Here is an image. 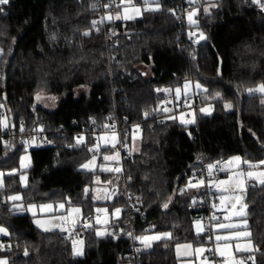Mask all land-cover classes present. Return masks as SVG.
Returning <instances> with one entry per match:
<instances>
[{"label":"trees","instance_id":"trees-1","mask_svg":"<svg viewBox=\"0 0 264 264\" xmlns=\"http://www.w3.org/2000/svg\"><path fill=\"white\" fill-rule=\"evenodd\" d=\"M184 1L160 0V10L144 11L137 20L108 22L105 28L116 33L117 41L110 63L104 30L97 31L91 23L101 15L98 0H9L0 5V111L8 120L6 128L20 135L42 128L49 139L46 146L29 150L26 187L21 188L18 174L3 178L0 226L14 244L13 252L6 254L9 264H128L130 244L123 237L112 241L97 236L94 228L75 225L73 229L82 232L77 250L83 241V254L75 255L72 240L56 231L40 232L29 215L14 214L8 201L19 194L23 206L64 203L80 207L83 217H89L95 205V176L105 180L113 174L82 170L81 165L93 157L88 149L95 137L112 125L119 126L123 144L139 125L140 149L124 157L118 184L109 190L116 188L117 195L106 204L122 207L125 183L134 203L135 235L171 234L150 250H141L140 264H178L175 246L206 243V234L193 232V223L201 219L193 203L197 193L190 188L179 192L193 171L222 158L264 160V94L247 91L264 84V10L251 0H216L209 13L198 12L195 27H188L194 35L187 38L184 11H179ZM92 3H97L95 10ZM85 31L90 35H83ZM200 33L207 39L199 40ZM189 81L203 89L196 96V111L211 105L213 113L197 114L194 125L184 126L165 118L164 90ZM217 92L222 99L213 98ZM38 94L54 97L55 108L38 106ZM225 103L232 108L226 109ZM158 118L165 119L157 124ZM78 136L84 143L73 147ZM111 151L99 150L102 155ZM23 152L24 144L0 145V171L15 170ZM247 185L253 186L246 187L243 196L244 219L260 249L251 255L256 264H264V185ZM125 221L121 211L109 229Z\"/></svg>","mask_w":264,"mask_h":264},{"label":"snow or ice","instance_id":"snow-or-ice-1","mask_svg":"<svg viewBox=\"0 0 264 264\" xmlns=\"http://www.w3.org/2000/svg\"><path fill=\"white\" fill-rule=\"evenodd\" d=\"M189 4L191 5H195L197 3H201L203 4H207V7H203V11L205 13H208L210 11L211 7H216V3L215 0H188ZM252 3L257 4L261 10H264V0H251ZM9 3V0H0V5H7ZM140 7L136 6L135 4L132 3V0H106L105 3H103L102 5H100L101 7L105 8V9H111L113 7H116L117 9H122V11H117V13L113 16L110 12L101 17L100 20H93L92 23V27L96 28V30L98 31L99 29L97 28L98 24H102L104 23L105 20L108 21H113V20H124V21H128V20H133L136 18V15L140 14L142 10L144 11H158L160 10V0H140ZM155 7H152V6ZM91 9L95 10L97 8V3H92L90 5ZM4 11V9L2 7H0V13H2ZM172 12L173 15H175V10H170ZM199 12V9H196L195 7L193 8L192 11H189L187 13V17H188V21L191 25H196L197 21L195 19H193L194 16H196ZM115 34V33H113ZM83 35L88 36L90 35L89 31H85L83 33ZM194 35L193 33H190V36ZM52 39H55V36L52 37ZM207 37L204 36L203 33L199 34V40H206ZM4 55V49L0 48V56ZM191 85V82H186L184 85V93H185V97H187V92L188 89ZM196 88H200L201 85L199 83H197ZM157 91H161L160 89H157ZM164 91H171L170 89H165ZM206 91V90H205ZM247 91L252 94L255 92H259L264 94V84L258 85L255 89H247ZM175 95H176V99L180 98L181 95V89L180 88H176L175 89ZM37 100L41 99V97L39 95H37ZM214 99H222L221 94L219 92H217L215 94V96L213 97ZM55 99V98H52ZM262 104H264V100L261 101ZM224 107L226 109H231L232 105L230 103H225ZM164 112H168L170 111L168 108H163ZM201 112H204L206 114H211L210 113V109L208 108H201L200 109ZM145 117H147L149 115L148 112L144 113ZM169 119H175V116H171L169 117ZM194 120H183L181 119V123L182 124H188V123H194ZM0 124H3L4 127H8L7 123L3 120H0ZM105 127H109L108 125H105ZM112 128H115V125L111 126ZM135 128L138 130L139 129V125H136ZM23 126L20 127V131H23ZM42 131V129H41ZM76 139V145H73V147L78 146L82 143H84V137L83 136H78L75 138ZM97 140H106L105 137L101 136V137H97ZM112 143L110 144V147L112 149H115L117 144H121L122 147H127L126 144H123V142L119 139L118 134L113 132L112 133ZM106 146H107V141H106ZM100 150V144L97 143L95 144L93 147L89 148L88 151L89 152H93L94 155L92 157L91 160H89L87 163H84L83 165H81L82 169H86L89 171H93L95 170L96 167V159L97 156L95 153H98ZM119 156L120 153L119 151H116L114 154L112 155H103V160L104 161H116L118 162L119 160ZM26 159V157L21 158L22 163L21 166L25 167V165L23 164V160ZM228 167H221V162H216L215 164H209L207 166L208 168V174L209 176L212 175L213 173V169H216L218 171H225L229 173V176L227 179L225 180H219V181H214L212 182L214 184V186L218 189V191H220L221 195L219 197L220 199V204L221 205H225L227 202L229 201H234L231 204V207L233 209H238L237 211H235L234 215L237 217H246V211L245 209L247 208V205L245 203L242 202L243 196L245 194V190L246 187L248 186H253V185H246L245 183V178H247L248 180H252L255 179L258 181L259 184L264 185V170L262 171H254L255 169H259L264 167V160H260L258 163H253L249 160H242L241 157L236 156L231 158L230 160H228L227 162H225ZM235 165V168L237 169V171H233L232 170V166ZM241 165H243L244 167H241ZM101 171H110V172H121L122 169L120 167H115V168H110V167H106V166H101L100 167ZM15 174V170H12V172L8 173V175H13ZM5 175V173L0 172V187H3V179L2 177ZM26 177L21 176V180H25ZM97 182H99V177H97ZM107 183H111V181H108ZM204 184L203 180H199L197 181L196 184H193L191 182V180L189 181L188 186L189 187H199L201 185ZM89 190L87 188H85V193H87ZM105 193L107 194L105 198H111V195L108 194V190L105 189ZM97 199H99L100 197H96ZM9 200L12 201H17L20 200L21 197L18 195H14V196H9L8 197ZM193 203H196L195 200H193ZM15 206V205H14ZM32 207V206H30ZM58 207L60 209H63L65 207L64 203H60L58 205ZM164 208L168 207V204L165 203L163 205ZM213 207H217L215 204H213ZM44 208L47 209H52L53 205H42L41 209L43 210ZM122 211V209L120 208H115L114 209V215H119V213ZM96 212H107V209H100L97 208ZM69 213H81V209L80 208H70L69 209ZM70 217H66V216H62L59 217L58 219H60L61 221H66L68 220ZM212 220H218V218L213 215L211 217ZM229 216H225L224 220H229ZM38 226H42V222L37 220L36 221ZM77 224L76 220H72V225L73 227H75V225ZM84 228H90L91 225L89 223H84L83 224ZM247 227V220L243 219L242 224H236V223H222V222H217L215 225V228L218 230H225L227 234L224 235H220L217 234L215 235V242H216V246L214 248H205L202 246H197L194 247L193 244H185V245H177L176 246V250L177 253H180V248L183 247L185 249H192L193 252L198 256V257H202V264H248L249 261H251V264H256L255 261V257L253 255H251L250 253L256 252V251H260V249L258 247H256L251 239V232L247 231V230H240L241 228H245ZM196 228H197V234L199 235L200 233L204 232V228L201 226L200 222L197 221L196 222ZM62 231L64 229H61ZM44 231H48L47 228H44ZM209 232H211V229H209ZM0 233H5L6 229L0 227ZM96 235H103V233L97 231ZM132 234L129 233V236H131ZM135 240L140 241L141 243L144 244V246L146 248L151 247V241H156V240H161V239H166V238H171V234L170 233H162V234H158V235H152V236H136L133 237ZM208 239L211 240L212 236L209 235ZM241 241H244V243L242 244ZM73 252L75 255H82V249L81 250H77L76 249V243L77 241L73 240ZM80 245H83V241H79ZM137 251H139V249H137ZM209 253V255L204 256L203 253ZM245 253H249V255H244ZM25 255H28L27 250H25ZM217 255H219L220 259H217ZM0 264H7V260L5 259H0Z\"/></svg>","mask_w":264,"mask_h":264},{"label":"rangeland","instance_id":"rangeland-1","mask_svg":"<svg viewBox=\"0 0 264 264\" xmlns=\"http://www.w3.org/2000/svg\"><path fill=\"white\" fill-rule=\"evenodd\" d=\"M133 4H135L138 7L141 6L140 4H137V3H133ZM197 4H198V6H195V8L199 9V12L205 13L203 11V7H207L208 5L207 4H203L202 5L201 3H197ZM152 7H155V6L153 5ZM193 8L190 9L189 11H192ZM212 8L213 7H211L210 10ZM117 11H122V9H117L116 8V10L114 12H110V13L114 16L117 13ZM143 12H144V10H142L140 14L136 15V18L133 19V20H137V19L141 18ZM187 13L185 14V17H184V23H185V25L187 27L193 28V27H195V25H191L189 23L188 17H187ZM195 17L196 16H194L193 19H195ZM133 20H128V21L113 20V21H109V22H129V21H133ZM139 70L140 71L143 70L145 72L148 71L147 69H144V68H140ZM185 83H183L182 86L176 87V88H180L181 89V95H180L179 99H176V95H175V89L176 88H174L173 91H165L168 94V99L165 101L164 106L173 105L176 102H181L183 104V107L181 109H178L174 114H170V115H168L166 117L167 120H173V119H169V117L175 116V120H177V122H179L180 124H182L181 123V119H183V120H194L196 122L197 114L203 115V116H209V115H211L213 113V108H212L211 105L200 106L199 109H198V112L194 109V107H193L194 98L198 95V93L200 91H203V89L201 87L200 88H196L195 85L197 83H191V85H190V87L188 89V92H187V97H185V93H184V85H185ZM38 95L41 97V99H39V100H37V98H36V104L38 106H40V107H42V108H44L46 110H53L55 108L56 100L52 99L54 97L48 96V95H45V94H38ZM201 108L210 109V113L211 114H206L204 112H201L200 111ZM0 120L5 121L7 123V125H8V120H7L6 117H1ZM195 122L194 123H188V124H182V125L191 126V125H194ZM1 127L3 129L6 128V127L3 126V124H1ZM113 132L114 131L112 129L105 130V131L101 132L100 134H98L95 137V144L99 143L100 144V148H110L112 150L111 153L108 154V155H112V154H114L117 151L116 148L112 149L110 147V144L113 142L112 141V133ZM101 136L105 137L106 140H99L98 141L97 137H101ZM106 141H107V146H106ZM125 144L127 145V147H123L122 151L123 152L127 151L126 155L135 154V153L139 152V149H140V132L136 128H132L131 129L129 143H125ZM41 146L42 145H28V144L24 145V152L20 154L18 167L15 169V174H18L19 183H20L21 188L26 187L27 175H26L25 171L31 166L29 150L30 149H36V148H39ZM117 146H118V144H117ZM103 155H105V154H103ZM103 155L100 152L96 155L97 156L96 167H95V170H93V171L97 170L99 172H108V173H112L113 175H111L110 177L106 178L105 180H102L99 175L95 176V178H94V180H95L94 181V186L92 187V194H93V199H94L95 205L93 206L92 214L89 217H86V218L83 217L82 211L79 214H77V213H69V209L70 208H80L78 206H66L64 204L65 207L63 209H60L58 207V205L60 203H56V204L44 203V204H38V205H34L33 204V205L23 206L20 203L21 199L17 200V201H12V200L8 199V201L10 203H12L11 204V208L13 209V213L17 214V215H24V214L29 215L32 218V222H33L34 227L37 230H39L40 232H44V233L53 232V231H56V232H64V231L65 232H69V231L73 230L72 220H76L77 221L76 225H78L79 227H83L84 223H89L91 225L90 228H94L95 232L99 231V232L103 233V235H99V237H103V236L108 235V233L110 232V229H109L110 224L113 223L114 221H116L120 217L121 212L119 213L118 216L114 215L113 214L114 213V209L118 208V207L110 208L106 204L108 198H105L106 195H107L105 193V189L108 190V194H109L110 187L111 186H116L118 184V182H117L118 178H119L118 174L120 172L117 173V172H110V171H101L100 170L101 166H105L106 163H112L110 161H104L103 160ZM24 157H26V159L23 160V164L25 165V167H22L21 166V163H22L21 158H24ZM115 167H120L121 168V164H119V162L118 163L114 162L112 168H115ZM225 167H228V165L225 166ZM241 167H244V166L241 165ZM82 170H86V169H82ZM232 170L233 171H237V169L235 168V165L232 166ZM262 170H264V167L259 168V169H255L254 171L258 172V171H262ZM86 171H89V170H86ZM0 172H2V171H0ZM2 173H5V172H2ZM222 173L224 174L223 176H219V175L213 176V179L209 182V184L211 186H213L214 189L217 191V201H216V206L217 207H215V210L220 211L222 213L223 220H224V217L227 215L230 218L229 220L242 221V217H237V216L234 215L235 211L238 210V209H233L231 207V204L234 201H229L225 205H221L220 204L219 197H220L221 193H220V191H218V189L214 186V184L212 182L219 181V180H225V179L228 178V176H229L228 172L222 171ZM5 175H8V173H5ZM4 176L2 177V179L4 178ZM21 176L26 177V179L25 180H21ZM97 177H99V182H97ZM108 181H111V183H107ZM248 182H250L251 184L260 185L258 183V181L255 180V179L248 180L247 178H245L246 185H247ZM0 188H2V187H0ZM15 195L20 196L19 194H15ZM12 196H14V195H12ZM96 197H100V198L97 199ZM242 202L244 203V197L242 199ZM49 204L53 205L52 209H47V208H44L43 210L41 209L42 205H49ZM30 206H32V207H30ZM97 208L107 209V212H99L98 213V212H96ZM245 211H246V209H245ZM62 216H66V217H70V218L68 220H66V221H61L58 218L62 217ZM243 219H244V217H243ZM37 220L42 222V226H38L37 225V223H36ZM197 221L200 222V224H201V226L203 228H204V226H203V221L201 219H198V220H196L193 223V232H194L195 235L199 236V235H202L206 230L204 228V232H202V233H200L198 235L197 234V228H196V222ZM44 228H47L48 231H44ZM61 229H64V230L62 231ZM158 234H162V233H147V234H144L142 236H145V235L152 236V235H158ZM161 240H163V239H161ZM161 240L151 241L150 242L151 243V247H148V248H146L144 246V244L139 241L141 250L142 251H148V250H150L153 247L154 243H156L158 241H161ZM207 243L208 242L206 241L205 244L195 245L194 247L202 246V247L208 248V244ZM4 245L8 246V251L7 252L4 251V249H3ZM76 245H77V243H76ZM10 247H11V245H10L9 238L7 240L0 239V259L7 260V264H9V259H8V256L6 254L9 253V251H11ZM203 255L207 256V252L203 253ZM218 257H219V255H218ZM180 264H202V257H198L194 253V259L192 261L181 262Z\"/></svg>","mask_w":264,"mask_h":264},{"label":"built area","instance_id":"built-area-1","mask_svg":"<svg viewBox=\"0 0 264 264\" xmlns=\"http://www.w3.org/2000/svg\"><path fill=\"white\" fill-rule=\"evenodd\" d=\"M99 4L102 5L103 3H105V0H98ZM193 7H195V5H191L189 4L188 0L184 1L180 6H179V11L183 12L184 11V15H183V24H184V31L187 32L186 37L190 38V33H193V30L188 29V27L185 25L184 23V17L185 14L192 9ZM101 15L100 18L107 15L109 12H114L116 7H113L111 9H105L103 7H101ZM99 18V20H100ZM109 21L105 20L104 23L102 24H98L97 28L98 29H103L104 30V42H105V49H106V53H107V60L110 63L111 60L114 59L115 57V53L113 52V49L117 47V41L115 39L116 33L113 30H110L108 28H105L107 26V23ZM96 29V28H95ZM115 33V34H113ZM1 59V56H0ZM2 72L1 68H0V73ZM198 103H197V97L194 98V104L193 107L196 110ZM168 108L170 111L166 112L167 115L170 114H174L178 109H181L183 107V104L181 102H176L173 105H166L163 108ZM2 112L0 111V119L2 117ZM166 118V117H165ZM165 118H158L156 120L157 124H161ZM39 128L35 131L26 133L25 135H20L17 134L16 132L13 131H8L7 128L3 129L1 127L0 124V145L2 147H8L11 146L13 144H28V145H42V146H46L49 143V139L45 134V131ZM112 130L118 134L119 139L121 140V136H120V128L117 124H115V128H112ZM122 141V140H121ZM123 147L121 144H118V146L116 147V150L119 151L121 153V164L122 161L124 159V156H127L126 153L127 151H122ZM229 159L228 158H222L217 160L216 162H221V167H225L227 166V164L225 162H227ZM215 162V163H216ZM214 163V164H215ZM208 165H203L200 169L193 171L190 174V180H193L192 183H197V181L199 180H203L204 184L199 186V187H189L188 185H182L179 189L180 193H185L187 188H190L192 190L195 191V193H197L194 197V200L196 201V204H198V211L201 212V220L203 221V226L206 230L209 231V229L212 228L213 224H215L216 222H220L222 220V217L219 213L216 212L215 208L213 207V204L216 205V201H217V191L214 189L213 186H211L209 184V182L213 179V176L218 175L219 173H221L222 171H218L216 169H213V173L211 176H209L208 174ZM121 169H122V165H121ZM123 197H124V204L122 205V207L120 209H122V211L125 212V216H126V221L124 223V225L122 227L110 230V232L108 233L107 238H109L112 241H117L120 238L123 237L124 240H127L129 242V250H128V264H140V252H141V247H140V243L138 240H135L133 237H136L135 235V230L134 227L132 225V221H131V209L134 207V203L131 201V196L126 188V184H123ZM215 215L218 220H212L211 217ZM147 231H151V228H147ZM129 233H131L132 235L129 236ZM211 233H207V237L210 235ZM59 237L62 239H68V240H76L78 241L79 239L82 238V232L80 230H76L73 229L69 232H59ZM10 245H11V251H9L10 253L13 252L14 250V244L13 242L10 241ZM4 251H8V246L4 245L3 246ZM137 249H139V251H137ZM218 260L220 258H217Z\"/></svg>","mask_w":264,"mask_h":264},{"label":"crops","instance_id":"crops-1","mask_svg":"<svg viewBox=\"0 0 264 264\" xmlns=\"http://www.w3.org/2000/svg\"><path fill=\"white\" fill-rule=\"evenodd\" d=\"M124 157H126V156H124ZM121 159H122V157H121V153H120L119 160H118L119 164H121ZM110 162H112V163H106L105 166L112 168L114 162L115 163H118L116 161H110ZM104 173H108V172H104ZM193 184H195V183H193ZM216 212L219 213L221 215V217H222V213L220 211H217L216 210ZM242 221H243V218H242ZM242 221H237V220H223V217H222V220L220 222H222V223H230L231 222V223H236V224H242ZM216 223L213 224V226L211 228V232H210L211 233L210 235L212 236V239L211 240H209L208 237H207V233H209L208 230L205 229L206 231L202 234V235H205L206 234V239L205 240L208 242L207 243L208 244V248H211V247L214 248L216 246L215 235H217V234H220V235L227 234L225 230H218V229H216L215 228ZM0 227L4 228L3 226H0ZM240 230H247V231H249V229H248V223H247L246 229L245 228H241ZM6 232H7V234L0 233V239L7 240L9 238V232L7 230H6ZM241 243L243 244L244 241H241ZM185 244H190V243H183V244H179V245H185ZM174 254H175L176 259L178 260V264H180L181 262H189V261H192L194 259V252H193L192 249H185V248L181 247L180 248V253L178 254L177 253V250H176V246H175V248H174ZM247 254H249V253H245L244 255H247ZM207 255H209V253H207ZM217 258H220V257H218V255H217Z\"/></svg>","mask_w":264,"mask_h":264},{"label":"water","instance_id":"water-1","mask_svg":"<svg viewBox=\"0 0 264 264\" xmlns=\"http://www.w3.org/2000/svg\"><path fill=\"white\" fill-rule=\"evenodd\" d=\"M220 69H221V67L219 68V74H220ZM117 189L116 188H113L112 190H111V192H109V194L111 195V198H108V203H110V204H112L113 203V201H114V199H115V197H116V195H117ZM81 247H82V245H80V243L78 244V249L79 250H81Z\"/></svg>","mask_w":264,"mask_h":264}]
</instances>
